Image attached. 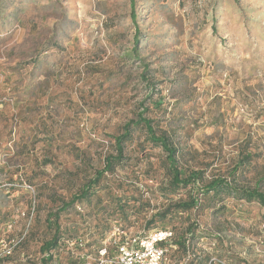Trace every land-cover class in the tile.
I'll use <instances>...</instances> for the list:
<instances>
[{"label":"rangeland","instance_id":"374dc122","mask_svg":"<svg viewBox=\"0 0 264 264\" xmlns=\"http://www.w3.org/2000/svg\"><path fill=\"white\" fill-rule=\"evenodd\" d=\"M146 107L184 165L210 179L251 154L237 182L264 191V0H0V264H43L48 216L104 168L113 137ZM144 139L134 132L100 200L60 214L48 264H116L124 233L189 223L206 236L193 241L204 264H264L258 202L226 197L225 210L148 223L169 199L158 190L164 152ZM107 191L128 201L127 221ZM167 249L162 264H191L192 253Z\"/></svg>","mask_w":264,"mask_h":264},{"label":"trees","instance_id":"16d2710c","mask_svg":"<svg viewBox=\"0 0 264 264\" xmlns=\"http://www.w3.org/2000/svg\"><path fill=\"white\" fill-rule=\"evenodd\" d=\"M139 40L137 36V41ZM150 92L146 98L152 96ZM161 104V102H159ZM149 111L146 107L138 113L136 119H131L124 124L122 132L114 136V152H109L104 158V168L99 170L97 174L90 178L79 192L74 193L68 201L63 200L56 211H53L48 216V225L54 230L51 239L47 240L41 249L48 252L47 256L42 259L43 264H48L53 259V250L59 247L61 243V227L59 224L60 214L76 203L89 202L92 203V198L97 197V200L102 198V195L97 194V189H102L100 186L101 179L106 172L113 173L119 164L127 160L126 146L128 142L134 139V132L141 129L145 132V139L141 141L144 147L151 145L152 147H160L164 152L162 167L165 170L166 180L158 186L165 199H169L168 203L162 210L152 215L148 223L154 220H166L180 213H188L192 210L203 211L206 208H212L215 212L225 210L224 200L226 197H234L238 200L247 202H258L264 207V191L260 190L259 186L254 188L239 186L237 175L240 169L243 171L248 167L252 160V155L247 154L242 160H239L228 176L213 175L212 178L205 176L204 170L191 168L182 163V149L174 140L167 129L156 125L154 119L147 117L145 114ZM191 186V187H190ZM190 187L189 194L186 198L174 199V196L183 188ZM196 190V191H195ZM108 197L113 199L115 205L112 207V213H115V220L127 221L129 219V203L123 200L121 195L107 191ZM116 199V201H115ZM139 200V198H135ZM147 202V201H146ZM139 207H137L138 209ZM110 212V211H109ZM100 223L97 225L99 227ZM197 223L192 225L189 223L187 227L174 231L171 239L158 243L160 247L165 249V257L167 256V247H178L179 251H184L188 254L192 253L191 264H204L203 256L196 255L193 241L200 240V237L206 238L205 235H197ZM167 230V229H160ZM105 234H102L104 237ZM142 237H146L142 236ZM102 248V247H101ZM193 248V252L192 249ZM219 260H222V252L217 250ZM110 259V258H109Z\"/></svg>","mask_w":264,"mask_h":264},{"label":"built area","instance_id":"2783aa9c","mask_svg":"<svg viewBox=\"0 0 264 264\" xmlns=\"http://www.w3.org/2000/svg\"><path fill=\"white\" fill-rule=\"evenodd\" d=\"M172 235L171 230H159L146 237L127 236L124 233L114 241L117 252L116 264H162L165 249L160 247L158 243L171 239ZM106 252L107 248L102 254L104 255ZM110 260H107V264H111L108 262Z\"/></svg>","mask_w":264,"mask_h":264}]
</instances>
